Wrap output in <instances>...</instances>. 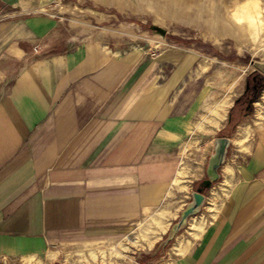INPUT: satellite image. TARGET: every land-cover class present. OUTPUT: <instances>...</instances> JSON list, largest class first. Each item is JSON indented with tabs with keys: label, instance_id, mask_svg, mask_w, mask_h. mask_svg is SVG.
<instances>
[{
	"label": "crops",
	"instance_id": "obj_1",
	"mask_svg": "<svg viewBox=\"0 0 264 264\" xmlns=\"http://www.w3.org/2000/svg\"><path fill=\"white\" fill-rule=\"evenodd\" d=\"M66 1L0 0V264H54L59 244L96 248L146 224L144 239L162 240L205 180L188 138L198 123L228 125L219 112L220 126L205 122L199 53L45 13ZM250 127L229 137L230 185L204 191L167 264H264V121Z\"/></svg>",
	"mask_w": 264,
	"mask_h": 264
},
{
	"label": "rangeland",
	"instance_id": "obj_2",
	"mask_svg": "<svg viewBox=\"0 0 264 264\" xmlns=\"http://www.w3.org/2000/svg\"><path fill=\"white\" fill-rule=\"evenodd\" d=\"M227 1L231 0H86L81 3L67 0L65 4L69 6L58 2L49 6L45 13L61 16L66 25L89 24L92 20L101 27L99 31L106 27L113 28L116 37L123 35L126 42L145 46L147 50L152 46L157 49L165 46L185 47L205 59V65L194 70L205 73V122L218 125L213 122L214 114L218 113L220 105L224 103V121L228 124L219 131L207 127V123H198L195 133L188 138V153L192 151L197 155L205 151L202 166L205 165L206 179L209 154L215 152L216 139L226 136L233 140L237 138L239 142L243 138L246 140L255 131L250 124L255 122L260 126L264 121V86L253 100L252 111L247 112L246 109L256 88L260 86L259 81L254 79L257 69L251 61L264 62V8L259 14L263 21L250 24L247 22L249 18L245 16L243 20L246 29L240 30L236 19L224 13V3ZM259 1L264 6V0ZM5 12L4 8L0 9V14ZM152 24L166 28V38L152 32ZM194 83L195 89L200 90L201 86L197 88V85H201L202 81ZM197 138L202 139L200 143ZM240 148L243 153V145L232 146L231 152L238 153ZM230 183L223 182L220 169V178L212 186L222 185L224 188L223 185L228 186ZM201 185L198 183L195 187ZM211 187L205 189V193H209ZM217 190L211 195L213 203L224 196ZM182 212L174 221L172 229L180 221ZM148 227L150 224L137 226L127 238L104 243L96 248L85 247L78 241L59 244L55 249L61 255L54 264H167L165 255L175 244L177 235L185 232L186 225L177 231L171 230L160 241L161 236L155 233L153 240L144 239L141 231ZM168 227L169 224H164L161 229L167 231Z\"/></svg>",
	"mask_w": 264,
	"mask_h": 264
},
{
	"label": "water",
	"instance_id": "obj_3",
	"mask_svg": "<svg viewBox=\"0 0 264 264\" xmlns=\"http://www.w3.org/2000/svg\"><path fill=\"white\" fill-rule=\"evenodd\" d=\"M150 30L160 35L162 38H166L168 33L166 28L156 24H152L150 26ZM251 63L257 69L254 79L259 81L260 86L259 88H256L253 98L249 100L248 106L246 108L247 112L252 111L253 100L258 97L261 87L264 86V62L251 61ZM229 145L230 139L226 136H221L216 139L215 152L210 156L206 170L207 178L203 181L201 187L197 188V190L193 193L192 202L182 212L180 221L175 225L172 231H177V229L185 226L187 224L188 218L200 211L205 202V189L210 188L212 184L218 181L220 178V169L225 161L227 148Z\"/></svg>",
	"mask_w": 264,
	"mask_h": 264
},
{
	"label": "bare ground",
	"instance_id": "obj_4",
	"mask_svg": "<svg viewBox=\"0 0 264 264\" xmlns=\"http://www.w3.org/2000/svg\"><path fill=\"white\" fill-rule=\"evenodd\" d=\"M228 2V1H227ZM224 3L225 11L224 13L230 15L232 18L236 19L238 28L240 30L246 29V22L243 20L245 16L249 18L248 23L259 24L260 12L263 10L264 6L259 0H231L228 3ZM253 21V22H252ZM214 25V24H213ZM226 106L222 103L219 107V114L221 117L225 116ZM189 143V142H188ZM159 230V229H158Z\"/></svg>",
	"mask_w": 264,
	"mask_h": 264
},
{
	"label": "built area",
	"instance_id": "obj_5",
	"mask_svg": "<svg viewBox=\"0 0 264 264\" xmlns=\"http://www.w3.org/2000/svg\"><path fill=\"white\" fill-rule=\"evenodd\" d=\"M36 50V49H35ZM6 260H4V262H5ZM5 264H6V262H5Z\"/></svg>",
	"mask_w": 264,
	"mask_h": 264
}]
</instances>
